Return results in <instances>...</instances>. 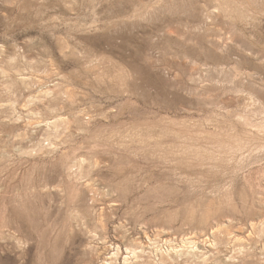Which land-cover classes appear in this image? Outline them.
<instances>
[{
  "label": "rangeland",
  "instance_id": "1",
  "mask_svg": "<svg viewBox=\"0 0 264 264\" xmlns=\"http://www.w3.org/2000/svg\"><path fill=\"white\" fill-rule=\"evenodd\" d=\"M183 238L264 264V0H0V264Z\"/></svg>",
  "mask_w": 264,
  "mask_h": 264
},
{
  "label": "bare ground",
  "instance_id": "2",
  "mask_svg": "<svg viewBox=\"0 0 264 264\" xmlns=\"http://www.w3.org/2000/svg\"><path fill=\"white\" fill-rule=\"evenodd\" d=\"M150 241H152L151 238H150ZM162 242L163 241H158V239H155L154 242L151 243L153 246L151 252L154 254L153 257L155 260V264H169L168 262H170V261L176 262L177 260L179 262V261L185 259V257L197 256L199 254L200 244L194 238H183V239H181V241H179V244L173 243V240H165L163 243ZM212 245L210 247L216 246V241H213ZM200 250L203 251V249H200ZM108 251H110V248L105 249L106 254ZM126 251H127L128 255L124 259L125 264H137L143 258L142 255L146 254L145 253L146 250L144 248L141 252H139L137 248H133V247L128 246ZM204 251H205V249H204ZM101 252H99L97 249V252L95 253V257H94L95 261H97L99 258H101ZM119 252H120V248L117 249V252L114 255H119L120 254ZM146 256H147V254H146ZM105 259H108V258H105ZM108 261H109V259H108ZM216 261H217V264H226V262L223 258L218 259Z\"/></svg>",
  "mask_w": 264,
  "mask_h": 264
}]
</instances>
